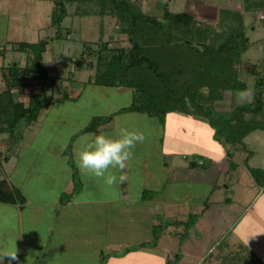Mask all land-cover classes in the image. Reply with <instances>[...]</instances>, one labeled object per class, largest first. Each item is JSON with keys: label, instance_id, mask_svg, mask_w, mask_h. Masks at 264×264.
Here are the masks:
<instances>
[{"label": "crops", "instance_id": "0c3cea01", "mask_svg": "<svg viewBox=\"0 0 264 264\" xmlns=\"http://www.w3.org/2000/svg\"><path fill=\"white\" fill-rule=\"evenodd\" d=\"M194 2V15L201 14V20H206L209 5L205 4V0ZM241 9L242 5L236 7V10ZM1 18L5 37L0 40V45L7 46L6 55L13 51L9 50L10 42L19 40H9L6 35L9 15L5 7L0 9ZM4 56H0V73L1 68L8 65L4 64ZM25 63L26 59L19 65ZM90 71L94 73L93 69ZM91 74L87 75L86 80ZM242 74L244 72L239 74L241 80ZM252 78L250 75L247 86L253 84ZM30 80L34 81L23 80L16 92V96L23 101L34 92L33 85L26 82ZM1 87L2 84L0 90ZM132 95V90L127 87H102L86 81L70 80L61 97L54 98L41 110L37 122L27 128L28 138L20 153L11 155L0 164V178H5L18 188L25 198L21 205L0 203V251L17 250L19 264H140L142 259L148 260L143 264H149L150 256L164 242L163 259L171 260L169 256L177 231L173 229L172 222L165 221L174 217L184 219L189 209L194 212L199 209L194 205L189 208L187 202L196 199L197 194L172 189L175 180L172 167L175 165L179 172L176 180L197 181L198 178L193 175L188 177L192 172L210 174V180L207 178L206 181L212 185L211 190L207 195L202 192L200 195L202 200L215 199L213 193L220 185L221 170L218 167L227 163L226 149L230 151V146L225 149L211 138V129L203 128L208 133L205 135L209 137L208 141L196 139L194 142L190 136L187 140L191 146L185 150V132L192 135L194 131L198 132L197 127L187 123L196 120L192 115L168 113L162 128L155 118L144 113H115L131 102ZM109 114H114L109 123L100 125L95 131L83 130L91 118ZM171 126H177L173 128L174 133L170 130ZM121 128L143 132L146 139L144 143L137 144L134 158L127 167L117 173V176L125 175L126 181L107 188L102 180L78 167V154L91 134L115 136ZM177 156L182 159L181 164L175 162L173 165V159ZM201 164L202 169L199 168ZM224 173L230 178L226 169ZM200 180L203 182V179ZM225 194L214 200L223 204L219 213L212 212L210 204L204 205L206 210L202 212L203 219L197 223V235L193 233L194 230L182 240L178 235L174 246L175 257L177 254L179 256L176 264H189L191 262L188 261L192 259L193 264H198L208 256L217 262L222 254L219 252L220 245L229 241L227 246L230 249L236 243L233 238L230 239V234H235V219L239 217L236 213L243 210V206L233 201L232 189L227 188ZM176 201L181 204L174 206L173 202ZM179 219L176 225L183 227L184 220ZM156 227L160 230L153 240ZM140 232L145 236L137 240ZM129 233L135 234L136 239ZM225 234H229V237ZM204 241L209 242L205 248ZM3 264H9L7 258ZM11 264H17V261H11Z\"/></svg>", "mask_w": 264, "mask_h": 264}, {"label": "trees", "instance_id": "16d2710c", "mask_svg": "<svg viewBox=\"0 0 264 264\" xmlns=\"http://www.w3.org/2000/svg\"><path fill=\"white\" fill-rule=\"evenodd\" d=\"M67 3H76L78 15L88 13L89 10L84 9L86 4L96 5L100 14L114 16L120 24V32L126 35L127 47L111 48L104 40L98 42L95 49L85 44L68 76L70 79L78 70L93 69L87 83L130 88L133 92L131 102L115 113H144L155 118L162 128L166 115L171 112L206 118L214 130L213 139L225 149L230 145L236 151L253 131L264 129L261 67L241 61V55L251 45L245 34L243 13L264 8V0H244L242 11L220 9L218 21L211 23L196 19L194 11L173 12L165 5L161 15L149 14L132 0H53L51 25L56 31L51 41L42 38L35 42H10V50L25 52L26 63L23 66L10 63L1 68L5 88L0 92V134L6 133L13 143L21 137L24 128L37 122L41 110L54 100L50 91L57 75L50 73L53 69L43 62V53L50 42L62 38V23L69 15ZM69 32L68 29L66 33ZM7 50L6 45H1L0 56ZM241 72L253 77L251 103L232 101L236 91L248 87L247 82L239 78ZM25 79L38 81L40 90L30 93L23 101L16 92ZM226 97L231 99L227 108L223 112L216 111L214 102ZM113 117L114 114L95 116L83 130L95 131ZM17 152L10 149V144H5L0 164ZM232 154L226 149L227 158ZM245 166L253 178L258 180L263 176L264 179V171L248 163ZM24 202L21 191L0 178V203L21 205ZM233 254L232 257L221 254L217 264H264L240 245ZM178 259L177 254L165 264H174Z\"/></svg>", "mask_w": 264, "mask_h": 264}, {"label": "rangeland", "instance_id": "374dc122", "mask_svg": "<svg viewBox=\"0 0 264 264\" xmlns=\"http://www.w3.org/2000/svg\"><path fill=\"white\" fill-rule=\"evenodd\" d=\"M132 1H135L138 5H140L141 9L146 13L153 15H161L163 12L164 5L167 6V9L169 11L173 12H192L194 11V8L196 6L194 0ZM243 2L244 0H205V4H208L209 8L206 15L207 18L204 21L211 23L214 19L216 21V18L218 21L219 15H221L220 9L225 7H231L235 8L233 10H236V7H239L241 5L243 7ZM75 6L76 3H67V11L69 12V15L64 18L62 23V38L50 42L48 44L47 50L43 53V62L51 70L53 69V71L57 75V77L55 78V85L50 91L54 98L61 97L60 94H62L66 90V85L70 80L86 81L87 75L92 73L90 70L86 69H84L83 71L78 70L74 72V78L71 77L70 79H68V76H70V73L73 71L74 62L80 57L81 52L85 47V44L88 43L92 46L93 49H95L97 47V43L104 40L109 42V46L111 48L129 46L126 35L120 32V24L114 16L110 14H100L98 7L91 3L86 4V7H84V9L87 8L89 10L87 11L88 13L78 15ZM4 7L9 15L7 30L8 34H6L9 36V40L18 39L19 41L35 42L39 39L44 38L51 41L50 39L53 37L56 31V29L51 25L53 0H0V9ZM239 11H242V9ZM261 13L264 14V8H259L258 10H255L253 12L243 13L245 34L248 40L251 42V45L246 50V52L241 55V61L243 63L251 62L259 64V67H261V74L264 76V20L258 18ZM195 17L196 19L201 20V14H197ZM2 26H4V24L1 18L0 40L4 39L5 37L3 35L5 34V30H3ZM68 29L70 30L69 34L66 33ZM4 57H6L4 64H21L24 62V59H26V54L25 52L11 51ZM91 59L92 61H95V57H92ZM241 78L242 80L248 82L250 75L244 73L241 75ZM26 82L30 83V85H33L32 90L34 92L40 90V83L38 81L30 80ZM0 84H2L0 90L1 92L5 88V81L1 75ZM252 85L253 84H248V91L241 92H248L252 96ZM241 92L236 91L232 95V101L236 103L241 101L239 99V95ZM230 101V97H226L223 99L221 98L220 100L218 99L216 102H214L213 108L218 112H223V110L227 108V105H229ZM195 119L196 120L193 121L189 119L190 121L187 123L192 124L191 126H195V128L197 127L196 129H198V132L194 131L193 135L191 134V132H185L187 142V144L185 143V150H187V147L191 146V143L187 140L190 138V136L192 137V140L194 138V142L196 141V139L202 142H206L208 141L207 139L209 137L205 135H208V133L207 131L204 132L202 129L208 128L209 130L211 129L214 132L213 128H211L208 122L205 121L206 118L202 119L201 117H195ZM261 119H263V117H261ZM191 126L189 127L191 128ZM176 127L177 126L170 127L172 133L175 132L174 129H176ZM16 130V132H19V129ZM28 134L29 132L27 128H24L22 130L21 137L17 141H15V143H13V139L11 140L7 137L6 133L0 134V149L4 150V145L10 144L11 150H13L14 152L18 151L20 153V148L23 146L24 141H26V138H28ZM212 137L213 136H211V138ZM240 146L241 149H238L237 151L236 149L230 146L229 149L234 154V156H230L232 157L230 159L227 158V160L225 161L227 163L218 167V169L221 170L219 178L220 185L213 193L214 198L216 199L217 196L221 195L225 196V191L227 188H229L233 191V201L239 204L240 206H243V210H239V213H236V215L239 217L235 219V224L233 228L235 234H230L232 236L230 239L233 238L236 243L231 246L232 248L230 249L232 250L230 251L229 245L227 246V243L229 241L227 240L228 242L226 244L222 243L220 245L219 252H221L222 254H229V257H232L234 256L233 253H235L236 249L239 248L240 245L243 248H247L249 253L252 252L254 255L264 261V179L263 176H259L258 180L255 179V177L253 178L250 172L243 166L245 165V163H248V165L264 171V129H257L253 131L246 139L243 140V143L240 144ZM0 157H2V152L0 153ZM175 158L173 159V165L175 164V162L181 164L180 160L182 159L180 158V156H177ZM202 160L205 162L204 159ZM199 168L202 169V164ZM225 169L227 170L230 178H228V175H225ZM172 170L173 173H175V175L172 176L175 179L172 189H179V192L191 191L190 193L197 194L198 197H196V199L189 200L187 202H189V208H193L192 205H194L199 209L195 212L192 209H189L187 213L188 215L185 218L183 217L184 219L174 217L165 221L167 223L172 222L173 229L177 231V233H175L176 236H174L175 241L174 243H172L173 247L169 256L171 260L175 258L174 246H176L177 244L176 241L178 235H180L179 239L182 240L190 236V233L193 230V233H195V235L198 234L199 226H197V223L201 218L203 219L204 217L202 216L203 210H206L204 205L210 204L212 212L220 210L221 206H223L222 202L218 204L216 201H214L215 199L208 201L204 198L202 200V197L200 195L201 192L207 195L209 189L211 190L212 187V185L206 181L207 178L208 181L210 180V174H204L199 171L196 173L192 172V174L190 173L188 177H192L193 175V177L198 178V180H188L187 182L185 181V179L176 180L179 172L177 171V167L175 165L172 167ZM200 179H203V182H201ZM223 183H225V185ZM180 204V202L178 204V201L173 202L174 206H178ZM200 206L203 208L201 209ZM178 209L179 208H177V211ZM219 212L220 211H218V213ZM177 219L184 220L183 227H180L179 224L176 225ZM159 230V227L155 228L153 240L157 237ZM129 234L132 238L136 239L135 234ZM144 236L145 234L140 232L137 236V240L139 238H144ZM225 236L229 237V234H225ZM222 239L223 238H221L219 241H221ZM133 244L136 245V242L134 241ZM208 244V241H204V248L207 247ZM229 244H231V242ZM151 245H153V242H151ZM165 246L166 243L162 242L160 244V247L155 249L154 255L150 256L149 262L147 263L165 264L167 261L163 259ZM145 260L146 259H142V261H140V264H143L142 262H144ZM213 261L214 258L212 256H208L198 264L218 263V261ZM177 262L178 261H176L174 264H176ZM188 262H191L189 264L194 263L193 259L189 260Z\"/></svg>", "mask_w": 264, "mask_h": 264}, {"label": "clouds", "instance_id": "9594fccd", "mask_svg": "<svg viewBox=\"0 0 264 264\" xmlns=\"http://www.w3.org/2000/svg\"><path fill=\"white\" fill-rule=\"evenodd\" d=\"M239 99L251 103L252 96L248 92H241ZM146 137L143 132L119 129L115 136L105 133H93L88 136L78 154L77 165L86 174L102 180L107 188H112L117 183H124L125 175L117 176L122 172L129 161L134 158V149L137 144L144 143ZM5 258L17 261L16 251H0V264Z\"/></svg>", "mask_w": 264, "mask_h": 264}, {"label": "built area", "instance_id": "2783aa9c", "mask_svg": "<svg viewBox=\"0 0 264 264\" xmlns=\"http://www.w3.org/2000/svg\"><path fill=\"white\" fill-rule=\"evenodd\" d=\"M259 19H264V14H263V13H261V14L259 15Z\"/></svg>", "mask_w": 264, "mask_h": 264}, {"label": "water", "instance_id": "95a60500", "mask_svg": "<svg viewBox=\"0 0 264 264\" xmlns=\"http://www.w3.org/2000/svg\"><path fill=\"white\" fill-rule=\"evenodd\" d=\"M1 153V152H0Z\"/></svg>", "mask_w": 264, "mask_h": 264}]
</instances>
